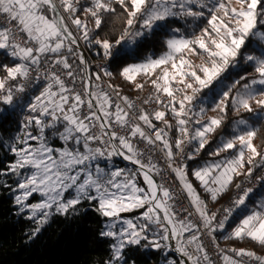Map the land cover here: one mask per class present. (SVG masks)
I'll return each instance as SVG.
<instances>
[{
	"label": "snow or ice",
	"instance_id": "1",
	"mask_svg": "<svg viewBox=\"0 0 264 264\" xmlns=\"http://www.w3.org/2000/svg\"><path fill=\"white\" fill-rule=\"evenodd\" d=\"M78 5L79 0H0V14L6 18L5 24L0 25V50L19 61L12 66L0 65L5 73L0 77V105L30 113L23 119L22 136H16L15 143L9 145L16 159L0 170V176L11 174L20 178L12 190L14 203L19 212L27 211V218L36 221L32 235L39 233L53 214H74L83 201H94L95 210L107 218L100 236L113 240L109 246L111 258L104 264H137L129 257L130 249L170 248V244L162 243L169 240L176 241V251L191 264H212L198 231L193 232L197 225L176 219L170 203L173 194L153 178V173L159 175L160 169L151 155L145 162L144 151L134 143L139 139L147 145L162 143L159 150L213 242L214 233L229 227V220L243 209L238 222L230 226L231 231L224 238L249 240L264 248V200L251 209L247 207L254 189H243L232 206L223 209V218L217 220V213L209 212L201 194L188 179V165H174L173 151L175 147L178 153H183V145L195 141L197 146L186 155L187 160H195L212 142L209 137L223 127L229 110L237 116L249 113V119L235 120L231 134L221 136L217 147L209 153L213 157L231 155L206 162L193 169L191 175L211 200L216 201L235 177H251L255 169L264 168V152L254 143L259 122L264 121V31L257 27L258 22L264 25V0H91V6L83 11L93 18L94 29L74 15ZM114 5L126 16L122 34L115 43L92 38L91 32L101 29L105 22L104 14L116 12ZM205 17L207 26L192 37L185 36L180 28L169 27V21ZM67 19L82 32L81 36L73 34ZM7 22H15V28L6 26ZM158 32L169 34L164 41L167 51L157 58L149 57L123 67L120 75L135 83L137 75L152 77L160 70L151 83L156 90L155 102L170 110L175 118L179 138L174 145L165 131L172 128L166 111L150 114L140 109L137 115L134 102L121 96L116 86L109 83L112 90L109 92L94 83L101 80V74L88 73L78 44V40L94 43L103 49L106 58L118 61L134 54L136 48ZM21 33L26 36L23 41L18 38ZM248 47L258 48L259 54L247 52ZM190 56H199L202 62L196 64ZM70 57L73 63L78 60L84 66L83 75L73 70ZM242 62L250 65L253 73L239 76L225 85L226 91L221 90L227 74ZM42 65L45 67L41 77ZM33 66L37 73L35 81L42 78L45 83L37 95L21 103L20 94L33 86ZM57 68L73 86L66 84ZM102 71L104 76L112 77V72ZM77 80L82 92L74 88ZM135 86L144 87L142 83ZM205 90L208 96L200 98L198 94ZM160 94L168 98L167 103ZM213 95L220 97L213 101L212 107L218 115L204 120L207 109L201 106L197 112L194 102L201 99L206 103ZM3 112L0 109V115ZM153 119L162 122L165 128H158ZM190 122L196 125L194 129L190 130ZM54 140L62 142L61 146L54 147L50 143ZM115 157L136 168L116 166ZM257 179L264 184V176ZM236 187L239 189L241 185ZM34 194L42 199L29 203ZM140 209L143 211L134 219L121 215ZM185 233L190 235L185 238ZM230 251L234 255L224 254V264H264V255L253 250L232 248Z\"/></svg>",
	"mask_w": 264,
	"mask_h": 264
},
{
	"label": "trees",
	"instance_id": "2",
	"mask_svg": "<svg viewBox=\"0 0 264 264\" xmlns=\"http://www.w3.org/2000/svg\"><path fill=\"white\" fill-rule=\"evenodd\" d=\"M90 0H79L78 11L74 15L80 16V18L86 21L89 29H94V20L91 16L86 15L83 11L84 8L90 7ZM114 14H104V23L101 29L91 32L92 38L108 39L111 43H115V40L123 32L124 21L126 16L122 13V10L118 5ZM71 21V20H70ZM182 25L180 20L169 21V27H179ZM207 26V19L200 18L196 26L193 27L192 32H184L186 36L192 37L198 33L202 27ZM75 27V26H74ZM257 27L259 30L264 31V25L258 22ZM167 32H158L151 40L145 43L143 46L136 48L135 53L132 55H125L120 60L111 59L110 65L107 71L112 72V77L105 76L109 83L117 86L118 88L132 93L140 102V108L148 113H154L157 110L166 111V119L172 125V128L168 131L172 137V143L175 144V140L179 138V133L176 131V121L170 110H166L161 104L155 102L154 96L156 90L151 83V78H140L137 82L133 83L125 80L120 71L123 67L143 61L147 57L156 58L161 53L166 51L164 41L168 38ZM75 47V46H74ZM85 50L92 56L96 55V50L101 48L94 43L89 44L84 41ZM247 52L252 54H259V49L256 47H248ZM197 57V56H195ZM70 63H73L70 57ZM19 62L4 54L3 50H0V65L7 64L12 66L14 63ZM90 64V62H89ZM83 65L79 64L76 60L73 63V70L78 75H83L81 72ZM253 73V69L250 65H246L243 62L238 68L230 70L227 74V78L224 80V84L221 85V90L226 91L227 87L233 83L236 79H239L241 75H250ZM90 74H95L90 65ZM5 73L0 68V77ZM96 83V81H93ZM142 83L144 87L137 89L136 84ZM44 85L36 86L31 95L21 99V103L29 100L31 96H35L42 90ZM208 91L201 92V97L206 98ZM153 97L148 104L144 101ZM177 98H181L177 94ZM218 95H213L211 100L203 103L204 107L211 109L213 101L218 100ZM163 101L167 103V100ZM202 103V102H201ZM4 105H0L3 107ZM196 111H199V106H194ZM255 107V105H254ZM217 113V112H216ZM28 111L21 110L19 108H8L5 106L4 112L0 115V170L6 169L8 164L16 159L11 153L9 145L14 141L15 136L18 134L25 116L29 115ZM218 115V113H217ZM249 113H241L239 116L229 110L225 119L224 125L216 133L209 137L210 145L200 153L195 160L185 159L184 164L188 165L189 176L188 179L194 184L201 198L207 203L209 208L217 206L224 201L231 191L233 190L238 179L245 177L240 175L234 178L233 183L229 186L227 191L221 194L216 201L211 200L210 196L204 192L200 187L199 181H197L192 175L193 169L203 166L206 162H212L220 160L225 155H231V153L222 154L220 157L210 156L211 153L218 145L221 136H229L233 129V122L240 118L249 119ZM204 120H207L204 118ZM153 123L164 126L160 121ZM196 125L194 124V128ZM259 131L257 137L254 139V143L257 145L260 151L264 152V121L259 122ZM32 130L36 131L35 128ZM54 147L61 146L60 141H50ZM194 141V148L196 147ZM175 148V147H174ZM194 150V149H193ZM118 166H123L121 160H114ZM247 167L243 170L247 171ZM134 168V166H133ZM135 169V168H134ZM5 181L7 186H5ZM18 178L14 175L0 176V264H104L105 261L111 258V251L109 246L113 240L111 238L101 237L100 233L104 229V223L107 218L101 216L95 208L96 202L83 201L77 206V211L73 214L60 215L53 214L48 223L45 224L39 233L35 236L32 234L35 232L37 223L34 219H28L27 211L21 213L19 208L14 203V192ZM264 193V184L255 190L247 201V204H253V198L256 194ZM37 199V195H34L28 202H32ZM239 211V210H238ZM134 212H130L127 215H133ZM241 216V212H236L229 220L228 224L234 226L238 222ZM226 227L224 231H221L222 241L232 247L244 248L253 250L260 255H264V248H261L258 244L249 240H236L225 239L224 237L231 231V227ZM167 243V242H162ZM129 257L134 258L137 264H181L179 258L172 252L170 248L160 249H130Z\"/></svg>",
	"mask_w": 264,
	"mask_h": 264
},
{
	"label": "built area",
	"instance_id": "3",
	"mask_svg": "<svg viewBox=\"0 0 264 264\" xmlns=\"http://www.w3.org/2000/svg\"><path fill=\"white\" fill-rule=\"evenodd\" d=\"M5 21H6L5 16L3 14H0V25H4ZM68 25H69L70 30L73 31V34L75 36L79 37L82 35V32L78 31L73 25H71V24H68ZM6 26L15 28L16 25H15V22H7ZM18 38L21 39V41H23L24 39H26V36L21 33ZM78 44H79V51L84 54L86 64H87L88 73L90 74V65H91L94 73H100L101 74V80L96 81V83H98L105 91L111 92L112 90L108 88L109 81L103 75V71H102V70L108 69L111 59H108L103 55V49L102 48L97 49L96 55L92 56L91 54H89L85 50L83 40H78ZM89 62H90V64H89ZM44 67L45 66L42 65L41 69H40L41 77L43 76V73H44ZM56 70H57L58 74H60L62 76V78L65 79L66 84H68L69 86H73L71 83V80L69 78H67L66 75H64V73L59 70V68H57ZM36 75H37V73L35 71V67L33 66V70L31 72V76L33 79V86L31 88H29L26 93L20 94L22 99L30 96L33 89L36 86L44 85L45 81L42 78L38 82L35 81ZM18 82H21V81H18ZM74 88L76 91L82 92V86H81V83L79 80H77V82L75 83ZM116 90L119 91L121 96H127L129 98V100L134 102L135 111L138 115L139 111L141 109L139 100L132 93L124 91V90L118 88L117 86H116ZM113 99L115 100V97ZM141 124H142V122H141ZM154 124L158 128H165L164 126L158 125L156 123H154ZM189 127H190V130L194 129V124L190 122ZM165 131H168V129L165 128ZM168 139L172 143V137H171V134L169 131H168ZM134 143L137 145V147L139 149L144 151L145 162H147V157L149 155H151L153 163H155L157 165V167L160 169L159 175H156L155 173H153V178L157 181L158 184L162 183L165 187L169 188L170 191L172 192L173 200L170 201V203L173 206V211L176 212V219L185 220V221L190 220L192 223L196 224L197 228L193 229V232L198 231L199 236H200V240H201L205 250L208 252L209 259L211 260L212 264H224L223 255L228 254V255L232 256L234 254L230 251V249H232V248L239 249V248L226 245L222 241L221 231H217L216 233H214L216 239H215V242H213L212 238L208 235L207 229H205L203 227L202 222H201L198 214L195 212L194 207L191 205L190 199L187 197L186 193L183 191L182 186L179 183L177 177L171 171V169L168 167V163L166 161L164 153L159 150L162 147V143L157 142V144L154 146L153 145H147L146 142L141 141L139 139L134 140ZM183 149H184L183 153H178V150H176L173 147L174 156H175V158H174V165L175 166H179V165L184 164V161L186 159V155L188 153L192 152L194 149V141L191 144L185 143V145H183ZM115 159L123 160L122 158H119V157H115L114 160ZM128 163L131 164L130 162H128ZM131 165H133V164H131ZM133 166L136 168L135 165H133ZM260 176H264V168L255 169L251 177L245 176V177L241 178L236 183V185L240 184L241 187L238 189L235 185L233 190L229 194V196L224 201H222L220 204H218L216 207H213V208H209V206L207 205L209 212L210 213L216 212L217 213V220L222 219L224 216L223 209L231 207L233 204V201L238 196L243 194V189L252 187L255 191L263 185L262 183L258 182L257 178ZM189 213H191V215H189ZM188 235H190V233H185V238H187ZM217 245H218V247H217ZM221 250H223V251H221Z\"/></svg>",
	"mask_w": 264,
	"mask_h": 264
},
{
	"label": "rangeland",
	"instance_id": "4",
	"mask_svg": "<svg viewBox=\"0 0 264 264\" xmlns=\"http://www.w3.org/2000/svg\"><path fill=\"white\" fill-rule=\"evenodd\" d=\"M91 1V0H90ZM194 10H199V9H196V8H194ZM62 14H64V15H66L67 16V14L66 13H62ZM180 20V22L182 23V25H179V27H174V28H180L181 29V32L185 35V33L184 32H192L193 31V27L194 26H196V24H197V22L199 21V20H193L192 18H187L186 20L185 19H179ZM66 23L67 24H71V21H70V19H67L66 20ZM72 25V24H71ZM74 26V25H73ZM204 27H206V26H204ZM204 27H202V28H204ZM201 28V29H202ZM196 35H199V33L198 34H196ZM186 36V35H185ZM195 36V35H194ZM189 37V36H188ZM167 51V50H166ZM166 51H164V52H166ZM163 52V53H164ZM163 53H161V54H163ZM160 56V55H159ZM158 56V57H159ZM147 58H149V57H147ZM146 58V59H147ZM153 58V57H152ZM157 58V57H156ZM194 63H196V64H199V63H201L202 61H201V58L199 57V56H197V57H195V56H190L189 57ZM146 59H144L143 61H145ZM143 61H140V62H137V63H141V62H143ZM133 64V63H132ZM170 67V66H169ZM159 72H160V70L159 69H157V71H156V73L155 74H153V76L152 77H149V76H145V75H137V77H136V81H135V83H138L137 81L140 79V78H155V75H158L159 74ZM191 82V81H190ZM188 91V93L189 94H191V90H187ZM198 96L200 97V98H202L201 97V93H199L198 94ZM160 98H161V100H167L168 98L164 95V94H160ZM194 106H199V108L201 107V106H203L204 107V104L203 103H201V99H198L197 101H195L194 102ZM212 107H213V105H212ZM2 109H4L5 108V106H3V107H1ZM207 109V108H206ZM217 115V113L216 112H214V111H212V108L211 109H207V111H206V113L204 114V118H206V119H208V117H210V116H216ZM31 131L33 132V134H36V131H34V130H32L31 129ZM22 136V130H21V127H20V130H19V132H18V134L16 135V136ZM15 136V137H16ZM13 143H15V140L12 142V144ZM17 146H19V145H17ZM223 159V158H222ZM122 162H123V166H119V167H125V168H128V169H133L134 170V168H133V165H131V164H129L127 161H124V160H121ZM113 163L116 165V166H118V164L117 163H115L114 162V160H113ZM18 178V180L20 179L19 177H17ZM243 178V177H242ZM241 179V178H240ZM240 179H238L237 181H239ZM138 181L141 183V185H143V181H142V177H140L139 175H138ZM237 183V182H236ZM194 185V184H193ZM236 185V184H235ZM195 187V186H194ZM196 190H197V188H196ZM198 191V190H197ZM199 192V191H198ZM14 195H15V193H14ZM34 195H37V199H35V200H33L32 202H29V203H35V202H38L39 200H41L42 199V197L39 195V194H34ZM33 195V196H34ZM32 196V197H33ZM32 197H30V198H32ZM29 198V199H30ZM262 200H264V193H262V194H256V196H254V198H253V204H247V207H248V209H251V208H253L254 206H257V205H259V203L262 201ZM214 207H216V206H214ZM213 208V207H212ZM143 211V209H140V210H136V212L135 213H133V215H127L128 213H122L121 215L124 217V218H131V219H134L135 217H137V216H139V214H140V212H142ZM244 210L243 209H241V210H239V211H237L238 213H242ZM130 213V212H129ZM27 215H28V212H27ZM107 223V219H106V221H105V223H104V225ZM118 227H119V225H118ZM104 230V229H103ZM113 243V242H112ZM167 243L168 244H171V245H173V243H175L173 240H169V241H167ZM175 245H176V243H175ZM174 246V245H173ZM174 248H176V247H174ZM171 249V248H170ZM181 262V264H185V262L183 261V260H181L180 261ZM190 263V262H189ZM162 264H165V263H162Z\"/></svg>",
	"mask_w": 264,
	"mask_h": 264
},
{
	"label": "water",
	"instance_id": "5",
	"mask_svg": "<svg viewBox=\"0 0 264 264\" xmlns=\"http://www.w3.org/2000/svg\"><path fill=\"white\" fill-rule=\"evenodd\" d=\"M170 248H171L172 252L179 258L180 261L183 260L185 262V264H190L189 261L185 258V256H183L180 252L176 251V248H174L173 245H171Z\"/></svg>",
	"mask_w": 264,
	"mask_h": 264
},
{
	"label": "bare ground",
	"instance_id": "6",
	"mask_svg": "<svg viewBox=\"0 0 264 264\" xmlns=\"http://www.w3.org/2000/svg\"><path fill=\"white\" fill-rule=\"evenodd\" d=\"M173 241L176 243L175 240H173ZM175 243H173L174 247H176ZM190 250H191V248H190ZM185 258H186V257H185ZM186 259H187V258H186ZM189 262H190V261H189ZM190 264H191V262H190Z\"/></svg>",
	"mask_w": 264,
	"mask_h": 264
}]
</instances>
